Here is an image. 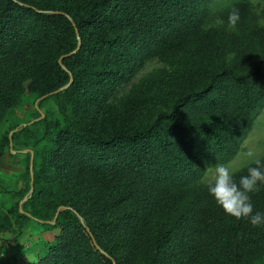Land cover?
Here are the masks:
<instances>
[{"label":"trees","instance_id":"trees-1","mask_svg":"<svg viewBox=\"0 0 264 264\" xmlns=\"http://www.w3.org/2000/svg\"><path fill=\"white\" fill-rule=\"evenodd\" d=\"M199 2L0 0V157L18 128L2 133L10 111L70 84L53 95L64 127L53 131L46 117L43 136L22 128L12 137L38 148L34 188L24 213L0 212V231L51 222L66 208L43 224L60 229L55 242L27 264H264V225L225 214L194 184L200 161L236 156L264 106V36L258 61L242 44L231 57L215 31L191 45ZM79 40L64 70L59 60ZM152 54L181 55V65L116 113L115 89ZM27 175L31 182L30 165ZM251 202L264 213V188Z\"/></svg>","mask_w":264,"mask_h":264},{"label":"rangeland","instance_id":"rangeland-1","mask_svg":"<svg viewBox=\"0 0 264 264\" xmlns=\"http://www.w3.org/2000/svg\"><path fill=\"white\" fill-rule=\"evenodd\" d=\"M233 8L238 9L240 19L235 30H229L227 27L228 15ZM198 12L202 19V25L192 37L191 45H193L194 40L200 34L215 31L218 33L226 51L231 53V57H234L236 44H242L248 48L253 60L258 61L260 57L259 44L264 36V0H200ZM181 58V55L168 57L158 54L150 55L145 65L137 73L128 76L115 89L108 105L116 113H122L129 98L138 92L142 94L148 84L157 81L162 75L171 73L179 68ZM156 91L157 89L154 88L146 98H154ZM37 101L30 99L20 107L12 109L9 113L8 121L3 126L2 133H5L9 126L18 125V131L22 128H30L41 137L45 133V124L40 125L38 123L46 117L48 122L54 125L53 131L65 126L66 119L61 114L62 101L57 100L53 95L40 100L38 107L44 114V118H41V113L40 118H37L39 113L36 109ZM14 131L9 134V137L11 134L13 137L16 133ZM237 143L239 146L236 156L230 162L223 164L229 167L233 177L241 172L247 175L248 167L256 166L253 163L255 159H260L261 162L264 161V106L254 113L252 127L239 138ZM45 145H47V142L43 141L39 147V152ZM12 150L14 153L9 150L3 157H0V212L10 216L13 220L18 208L20 212L24 213V204L26 202L24 199L32 195V176L38 148L25 147L23 143L18 141L13 142ZM26 150H33L34 152L32 169L31 155ZM249 152L254 155L249 157L247 155ZM218 164V162L210 158L200 161L197 168L202 175L197 180H193L194 184L208 188V181L211 178L212 171ZM29 165L31 182L27 175V167ZM258 187L259 191H261L264 185H258ZM253 194H250L251 197ZM13 223V230L8 232L0 231V264L34 263L39 256L45 253L48 244L54 243L56 237L60 234L59 228L47 229L40 221H31L18 226L15 221Z\"/></svg>","mask_w":264,"mask_h":264},{"label":"clouds","instance_id":"clouds-1","mask_svg":"<svg viewBox=\"0 0 264 264\" xmlns=\"http://www.w3.org/2000/svg\"><path fill=\"white\" fill-rule=\"evenodd\" d=\"M239 19L238 9L233 8L228 15V29L235 30ZM247 155L252 157L254 154L249 152ZM253 163L256 166L248 167L247 175L241 176L239 183L234 181L229 167L216 165L208 181V192L225 214L237 220L247 219L255 228L264 225V213L254 212L250 194L260 190L258 185H264V163L260 159Z\"/></svg>","mask_w":264,"mask_h":264},{"label":"water","instance_id":"water-1","mask_svg":"<svg viewBox=\"0 0 264 264\" xmlns=\"http://www.w3.org/2000/svg\"><path fill=\"white\" fill-rule=\"evenodd\" d=\"M56 14H58V13H56ZM70 20H71V19H70ZM77 36H78V38H79L78 33H77ZM80 47H81V41L79 40L78 48H77L74 52H72L71 54L66 55V56H63V57L59 60V64L62 65V60H63L64 58L69 57V56H71V55L77 53V52L80 50ZM62 68H63L64 70H66V68H65L63 65H62ZM71 82H72V80H71ZM69 86H70V84H68V85H66V86H64V87H62V88H60V89H58L57 91L51 93L50 95H58L59 93L65 91ZM46 97H48V95L42 97V98L39 99V100L37 101V103H36V109L42 114L41 118H44V114L40 111V109H39V107H38V103H39L40 100H43V99H45ZM17 131H18V129H16L14 132H17ZM9 139H10V152H11V153H14L13 150H12V146H13L12 134L10 135ZM26 152H27V153H30V155H31V169H32V168H33L34 152H33V150H26ZM31 192H33V176H32V190H31ZM27 200H28V198H25V199H24V201H27ZM65 209H66L65 207H61V208L59 209V211H58V213H57V215H56V217H55V219H54L53 222H44V221H40V222H41L42 224L46 223V224L54 225V224L56 223V221H57V218H58V214H59V212L62 211V210H65ZM21 213H22V211H21ZM81 222L83 223L82 219H81ZM89 234H90V232H89ZM90 236L92 237L93 242H94V244L96 245V241H95L94 237H93L91 234H90ZM96 247L99 249V247H98L97 245H96ZM99 250H100V249H99Z\"/></svg>","mask_w":264,"mask_h":264}]
</instances>
